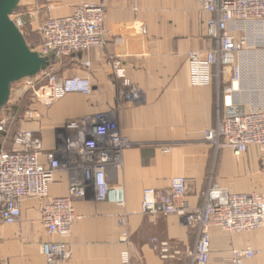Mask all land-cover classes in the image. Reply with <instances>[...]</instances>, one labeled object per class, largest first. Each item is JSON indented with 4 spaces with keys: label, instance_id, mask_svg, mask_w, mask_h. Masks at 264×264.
<instances>
[{
    "label": "crops",
    "instance_id": "1",
    "mask_svg": "<svg viewBox=\"0 0 264 264\" xmlns=\"http://www.w3.org/2000/svg\"><path fill=\"white\" fill-rule=\"evenodd\" d=\"M81 4L105 6L106 45L74 52L61 61L46 56V69L64 77H88L94 92L91 96L68 93L51 106L39 104L40 116L25 121L24 127L35 130L51 149L67 120L115 111L130 147L123 152L122 168L110 176L108 198L98 202L88 196L76 202L70 233H48L41 203L35 199L22 201L17 223L6 224L0 217V264H51L43 252L46 242L68 245L70 256L62 264H122L126 250L130 264H194L195 232L176 214H145L143 191L168 188L172 178L183 176L188 179L187 199L194 207L204 203L205 191L212 184L232 193L264 194V157L258 146L236 155L230 148L216 149L205 138L206 130L216 126L227 108L264 107V71L261 90L255 87V77L248 83L245 74L233 94L224 92L231 81L228 73L210 85L192 83L189 52L212 46L206 29L213 14L197 0H20L16 11L32 15L27 38L39 33L41 44L43 20L71 15ZM239 28L238 33L250 37V52L264 46L259 25L241 24ZM112 58L122 61L126 76L141 90L140 100L125 92ZM242 61L244 68L250 63L256 69L262 64L264 69V54H252ZM68 187V173L58 172L51 194L65 195ZM123 217L126 225L121 224ZM209 233L208 264H234L233 250L247 248L255 255L242 264H264V228L233 234L212 226ZM162 243L168 245L167 256H163Z\"/></svg>",
    "mask_w": 264,
    "mask_h": 264
},
{
    "label": "built area",
    "instance_id": "2",
    "mask_svg": "<svg viewBox=\"0 0 264 264\" xmlns=\"http://www.w3.org/2000/svg\"><path fill=\"white\" fill-rule=\"evenodd\" d=\"M211 14L206 35L212 42L208 50L191 51L192 83L210 85L229 74L231 81L224 92L233 94L243 81V54L249 51L250 37L238 33L241 24H257L264 31V0H197ZM28 12L15 11L11 18L23 31ZM106 8L103 5L81 4L68 16L45 18L40 31L42 42L35 50L43 56L64 57L91 48H103L106 43ZM34 50V49H33ZM86 61L85 65L90 66ZM112 67L121 80L125 92L132 99H141V90L125 74L121 60L112 58ZM33 92L36 102L51 106L68 93L91 96L94 88L90 78L64 77L56 71L44 69L33 77L22 79ZM38 104L26 112L24 121L37 120ZM11 117L0 116V217L6 224H15L22 217V201L35 199L41 203L43 225L50 234H68L76 219L75 204L88 196L98 202L110 193L111 174L122 168V156L130 141L122 133L115 111L82 115L67 120L58 130L53 148L35 130L23 127L9 141ZM206 140L216 149L230 148L236 155L250 146H258L264 157V107L247 111L227 108L220 114L215 127L205 132ZM9 146V147H8ZM167 147L166 150H170ZM67 172L69 187L65 195L54 196L51 186L58 172ZM188 179L174 177L168 188L148 187L143 191L142 211L150 216L176 214L182 224L195 232L197 239L194 264H208L211 251L209 228L218 226L225 232L241 233L264 228V194L258 192L232 193L217 184L205 191L201 206H192L187 199ZM127 218L121 219L126 225ZM128 232H124L127 241ZM158 242V239H153ZM162 243L163 256L168 254ZM43 252L51 264H62L70 256L65 242H46ZM233 263L242 264L255 251L234 249ZM122 264H130V252L122 254Z\"/></svg>",
    "mask_w": 264,
    "mask_h": 264
},
{
    "label": "water",
    "instance_id": "3",
    "mask_svg": "<svg viewBox=\"0 0 264 264\" xmlns=\"http://www.w3.org/2000/svg\"><path fill=\"white\" fill-rule=\"evenodd\" d=\"M20 0H0V111L7 104L15 82L39 74L47 57L33 50L23 31L12 20Z\"/></svg>",
    "mask_w": 264,
    "mask_h": 264
},
{
    "label": "rangeland",
    "instance_id": "4",
    "mask_svg": "<svg viewBox=\"0 0 264 264\" xmlns=\"http://www.w3.org/2000/svg\"><path fill=\"white\" fill-rule=\"evenodd\" d=\"M32 15H26L25 16V26L22 28L23 29V33L26 36L27 42L30 45V47L34 50H38L40 48V36L39 33H34L32 36L33 39H29L27 38L28 33H29V29H31V23H32ZM28 25V26H27ZM256 55V54H264V46L259 47L257 49V52H250L246 51L243 54V58H247L250 55ZM249 61V59H248ZM262 64L258 65V68L256 69L254 66H251L250 63H248L246 65V67L244 68V74H245V79L246 82L251 83L252 79L255 77V83H256V88H258V90L262 89V87L260 86V82L261 81V77H262V71H264V69L261 67ZM263 69V70H262ZM244 77V76H243ZM254 83V85H255ZM13 88L11 91V96L9 101L7 102V104L2 108V110L0 111V116L1 117H11V121H12V125L10 127L9 130V138H8V143L7 145H9V141L10 139L19 131L24 127V118H25V114L27 112V110L32 106V105H36L39 103L36 102L35 97L33 95V92L30 89H27L24 86V81L20 80L17 81L13 84ZM15 106L19 107V113H13L12 110L15 108ZM18 116V117H17Z\"/></svg>",
    "mask_w": 264,
    "mask_h": 264
},
{
    "label": "trees",
    "instance_id": "5",
    "mask_svg": "<svg viewBox=\"0 0 264 264\" xmlns=\"http://www.w3.org/2000/svg\"><path fill=\"white\" fill-rule=\"evenodd\" d=\"M19 110H20L19 107L18 106H15V108L12 110V112L18 114L20 112ZM3 136H4V134L3 133H0V140L3 138Z\"/></svg>",
    "mask_w": 264,
    "mask_h": 264
},
{
    "label": "bare ground",
    "instance_id": "6",
    "mask_svg": "<svg viewBox=\"0 0 264 264\" xmlns=\"http://www.w3.org/2000/svg\"><path fill=\"white\" fill-rule=\"evenodd\" d=\"M40 116V115H39Z\"/></svg>",
    "mask_w": 264,
    "mask_h": 264
}]
</instances>
